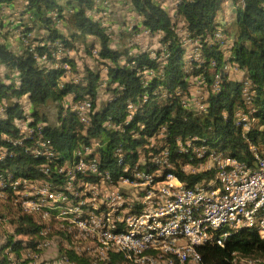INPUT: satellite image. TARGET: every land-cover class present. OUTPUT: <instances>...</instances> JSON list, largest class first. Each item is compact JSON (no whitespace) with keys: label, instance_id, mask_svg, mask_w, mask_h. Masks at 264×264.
I'll return each mask as SVG.
<instances>
[{"label":"trees","instance_id":"1","mask_svg":"<svg viewBox=\"0 0 264 264\" xmlns=\"http://www.w3.org/2000/svg\"><path fill=\"white\" fill-rule=\"evenodd\" d=\"M17 1L0 0V17L8 7L18 10L19 17L14 12L9 16L23 44L14 50L8 43L10 30L0 31V264H32L33 253L40 261L54 248L39 247L46 239L57 241L59 255L79 264H115L113 259L98 263L87 252L66 246V227L43 234L45 225L15 202L26 188L24 180L46 183L51 192H69L71 181L80 191L81 180L67 175L80 141L96 138L100 169L118 176L124 172L118 153L144 166L140 150L149 160L154 150L150 138L162 128L166 135L159 142L170 146L173 161L182 154L178 141L194 135L243 159L244 144L235 137L237 112L254 110L264 123V0H232L234 17L225 23L220 13L228 0H132L142 24L152 30L149 36L163 45L158 49L152 40L144 44L138 37L115 42L105 18L93 16L97 0ZM158 30L162 35L157 36ZM164 53L167 62L161 64L158 58ZM227 66L243 76L232 75ZM147 69L153 73L148 75ZM203 77L209 85V109L193 115L178 93L189 94ZM85 99L92 102L86 133L74 107ZM44 142L52 147V160L39 152ZM181 177L188 179L185 173ZM79 178L85 182L94 175ZM200 251L204 264H239L238 255L264 264V240L252 228L235 230L225 246L207 243ZM55 259L39 264H54Z\"/></svg>","mask_w":264,"mask_h":264},{"label":"bare ground","instance_id":"2","mask_svg":"<svg viewBox=\"0 0 264 264\" xmlns=\"http://www.w3.org/2000/svg\"><path fill=\"white\" fill-rule=\"evenodd\" d=\"M108 14L107 9L99 10L98 8L93 12L95 17H105ZM142 20L143 16L139 15L138 21ZM144 29L147 32H152L148 27H144ZM130 30L137 33V35L140 33L133 27ZM158 35H162V31ZM218 36L221 37V34H218ZM130 53L137 54L135 50ZM153 56H156L155 52ZM167 57L168 54L164 53L159 62L165 64ZM225 70L230 72L238 69L227 66ZM146 73L151 75V69H147ZM68 75L70 77H67V79H70L72 75L69 72ZM75 76L79 78L80 74L77 73ZM214 85L216 87H213V91H216L217 82ZM208 88L209 85L200 86L199 105L182 103L183 107L193 115L205 114L209 109L207 101ZM183 92H179L178 97L181 102H188V95L196 94V86L190 87L189 94H183ZM243 93L248 97V101L251 100L249 82H245ZM79 103L92 102L89 99H85ZM129 107L132 108V105ZM75 110H77L85 123L86 133L91 117L83 114L77 107H75ZM237 117L235 137L238 143L244 144V148L241 151H244L243 159L218 147L207 146L197 135L180 140L184 143H178L182 152L179 157H195V164L211 162L214 159H224L215 160L212 165H206L204 176L209 178L203 179V173L201 172H190L187 174L188 179L187 181H182V189H189V182H200L196 185V196H191V199L180 200V205L169 204L167 206V203H157L155 200H132V193H118V190L104 193V200L99 201L98 205V203H94V188H91L92 185L98 184L101 179L115 180L117 178H125V180H142V170L143 174H147V178L137 188V195H145L162 177L181 175L180 167L166 165L168 159H172L170 146L160 151L158 149L160 146H153V153H158V155L149 157V160L147 159L146 161H139L144 166L133 165L125 159L122 153H118L124 169V172L118 176L113 172L102 171L99 158L92 159L93 171L86 172V174H93L94 179L86 180L85 182L79 178L81 175V159L91 158L92 156L99 157L98 153H95L99 145H91L90 149L76 148L72 165L67 169V175L70 180H81L82 188L80 191L73 189L71 181H68L67 184L69 192H51L46 183H44V194H40L33 189H25L20 195L21 200L31 201L35 203V206H27L24 203L17 202L16 199L15 202L21 204L25 211L35 214L39 222L45 225L42 228L43 234L54 230L56 227H66L70 233V240L65 243L66 246L69 248L74 247L81 253L87 252L98 263L113 259L117 261L115 264H159L158 261L160 260L161 264H204L200 247L207 243L225 246L227 239L235 230L255 229L264 240V185H257L251 190V199H256V207L255 200L223 202L222 199H217L220 197V191H225V187H230L229 171L233 168V160H238V168L249 166L247 167V174L264 175V166L258 165L257 157H251L253 151L259 150V143H262V150H264V123L254 113V110H244ZM152 137L150 141H152ZM251 140H257V142H251ZM90 143L99 142L96 138H92L89 142L80 141L79 145H90ZM186 144L190 145L191 148L186 147ZM194 148H201L200 152L196 154V149ZM39 152L46 155L50 160L55 157L49 142L41 143ZM142 156L143 151L140 150L139 160ZM154 170H158V172ZM213 173L214 176H212ZM201 175L202 177H200ZM192 179L193 181H191ZM17 183H19V180ZM247 183L248 176H237V184ZM49 197H54V200H49ZM83 200L87 202H82ZM211 207L219 208L218 220H215V214H212V209H209ZM186 208L191 209L186 210ZM122 210H127V217L140 215V217L148 218L152 224L163 226L136 225L128 222H120L118 224V217L115 216H122ZM245 211H247V219L251 220V222L233 226L236 223L243 222ZM64 217L68 220L62 219ZM8 220L9 217L4 216L3 221L7 222ZM93 221L96 223V229H102L101 235L85 232V227H76L92 224ZM195 223L196 234H204L206 231L212 233V235L196 236L191 241V229L187 228ZM110 224H117V226L109 227ZM111 234H113L114 238L128 237V241H137L147 235L154 241L149 244H138V255L132 252L137 251V243L111 240V238H108ZM172 236H182L181 246L188 247V252L183 254V259H176L173 256V254H177V242L165 240ZM54 243L55 241L46 239L40 243L39 247L49 249L53 247ZM55 256L63 264H79L67 254L59 255L56 252ZM39 257L36 253H33V258L36 261H38ZM11 258L15 260L13 256ZM237 259L242 264H258L259 261L256 258L241 255H238Z\"/></svg>","mask_w":264,"mask_h":264},{"label":"built area","instance_id":"3","mask_svg":"<svg viewBox=\"0 0 264 264\" xmlns=\"http://www.w3.org/2000/svg\"><path fill=\"white\" fill-rule=\"evenodd\" d=\"M147 32V31H146ZM161 31H157L156 34H158ZM151 33V32H150ZM139 35V34H138ZM163 57V55L161 56ZM159 57L158 59H161ZM153 73V71L151 70ZM67 77H70V75H67ZM202 85H208V82H206L205 77H203L199 82H196V94H190L188 95V102H181V103H190L192 105H199V95L200 94V86ZM213 87H216L213 85ZM249 103V102H248ZM75 107L79 108L85 114L86 116L91 117V107L92 103H77ZM243 109L239 110L237 112V116L242 114ZM264 126V125H263ZM166 133V128H163L159 130L155 137H152L151 143H149V147L153 149V146H160L162 142V138L164 137V134ZM161 141V142H159ZM251 142H257V140H251ZM178 143H184L183 141H178ZM91 145H99V143H90V145H79L78 149H90ZM168 145L163 147L161 150H164ZM186 147L191 148L190 145L186 144ZM161 148V147H160ZM77 149V150H78ZM196 149V154L200 152L201 148H194ZM158 153H153V151L150 152V157L157 156ZM148 156V158H149ZM251 157H257L258 158V165L264 166V150H262V143H259V150L253 151V155ZM99 158V157H91V158H83L81 159V175L83 173L86 174V172H92L93 166H92V159ZM146 153L143 152V156L139 161H146ZM215 160H224V159H214L211 162H204L202 164H195V157H177L175 161L172 159H168L166 165H171L175 167L181 168V173H185L187 176L190 172H201L203 173V179L209 178L204 176V168L206 165H212V163ZM247 167L246 168H238V160H233V168L231 171H229L230 174V187H225V191H220V197L217 199H222L223 202H236V201H242V200H255V207H256V199H251V190L254 189L257 185H264V175H252L247 174ZM157 171L158 170H154ZM142 172V180H125V178H117L115 180H107V179H101L98 184L92 185L91 188H94V203H98L99 201L104 200V193H107L111 190H118V193H132V200H155L157 203H167V206L169 204H176L180 205V200L182 199H191V196H196V185L198 182H189V189H182V181H187L186 179L182 178L181 175H170L167 177H162L159 182H156L155 185H153L152 188L149 189V191L145 195H137V188L140 187L142 181L147 178V174H143ZM214 176V173L213 175ZM237 176H248V183L247 184H237ZM23 179H20L19 181H22ZM24 183L26 184L25 189H33L36 192H39L40 194H44V183L38 180H31L27 181L24 180ZM123 183L126 184V186H123ZM17 202H21L26 204L27 206H35V203L31 201L21 200L20 196H17L16 198ZM49 200H54V197H49ZM82 202H87L83 200ZM191 208H186V210H189ZM209 209H212V214H215V220H218V209L211 207ZM118 217V224L120 222H128L136 225H146V226H163L159 224H152L151 221L148 220L146 217H140V215L135 217H127V210H122V216H115ZM65 220V217L62 218ZM251 220L247 219V211L243 214V222L236 223L233 226H237L241 223H249ZM74 223V222H72ZM264 224V220H263ZM75 225V224H74ZM195 224H191L189 228L191 229V241L196 236H207L212 235L210 232H204V234H196L195 233ZM76 226V225H75ZM117 226V224H110L109 227ZM78 227H85V232H93L98 235H101L102 229H96V223L95 221L92 222V224H88L86 226H76ZM111 240L114 241H127L130 243H137V251H132L133 253H136L139 255L138 252V244H149L153 242L154 240L150 236H145L144 238H140L137 241H128V237L123 238H114L113 234L110 235ZM181 239L182 236H172L170 238H166L165 240L168 242H177V254H173V256L176 259H183V254H186L188 252V247H182L181 246ZM33 257V254H32ZM54 264H63L61 260L55 259ZM32 264H39L40 261H36L33 259ZM159 264H161V260L158 261Z\"/></svg>","mask_w":264,"mask_h":264},{"label":"rangeland","instance_id":"4","mask_svg":"<svg viewBox=\"0 0 264 264\" xmlns=\"http://www.w3.org/2000/svg\"><path fill=\"white\" fill-rule=\"evenodd\" d=\"M18 1H19L18 4H20L22 0H18ZM107 1L108 2L102 3L101 7H99V3H98V8H99V10L100 9H107V6H109V8L111 9L112 15H111V13H109L110 16H112L111 21H110V17H108L109 14L107 16H105L104 18L109 19L110 25L113 21L112 24H114V26H113L112 30L115 32V36H114L115 42H118L121 37L127 36V34H130L128 28H126V27L129 24L132 25L133 23H135V18L133 17L134 14L132 13L131 10L128 11V1L129 0H107ZM131 2H132V0H131ZM226 4H227V6L225 7V10L220 13V20L222 21V23L229 22L234 17V5L232 3V0H228L226 2ZM168 5L170 6L169 2H168ZM116 9H118L117 12H116ZM121 10H123V11H121ZM10 12H14V13H16V15L18 14V10L15 9V6H12L10 8L8 7V9H6V11L3 13L2 17H0V31L1 30H3V31L10 30V32L12 34L10 36V39L8 40V43L14 50L18 51L19 49H21L23 47V44H22V41L20 39V35L14 29V26H15L14 24H16V23L14 22V24H13V21H12L13 18H11L9 16ZM17 17H19V15H17ZM127 22H128V24H127ZM61 28L64 29V31H65L67 29L66 24L63 23V26ZM149 35H150V32H146L145 29L143 28L140 31L138 37L140 38V40L142 39L141 41L157 39V37H150ZM128 39L129 38H127V40ZM151 42H154V45L156 47H159L160 42H158V39H157V41H151ZM148 43L149 42H147L146 44H148ZM231 74L235 75L236 77L241 76V74H238L237 72H231ZM104 97H105V95L102 94L100 98L103 99ZM51 109H54V107L52 106ZM160 147L161 148H158L159 151L163 148L161 145H160ZM213 147H215V146H213ZM226 151L230 152L229 150H226ZM123 186H126V184L123 183ZM1 205H2V208H5L4 202H1ZM15 208H16V206H15ZM7 211H9V209ZM1 234H3L2 225H1V229H0V237H1ZM56 242L53 244L54 248L48 250L47 253L43 254V257L41 258L40 262L45 261V263H46V262H48L54 258V256L56 255V252H57L58 242L57 243ZM1 243H2V241L0 238V244ZM259 261H261V260H259ZM259 261H258V264H259ZM239 264H242V263L239 262Z\"/></svg>","mask_w":264,"mask_h":264},{"label":"crops","instance_id":"5","mask_svg":"<svg viewBox=\"0 0 264 264\" xmlns=\"http://www.w3.org/2000/svg\"><path fill=\"white\" fill-rule=\"evenodd\" d=\"M98 1V3H99V7H101L102 6V3H104V2H108L107 0H97ZM107 10H108V12L109 13H111V15H112V11H111V9L109 8V6H107ZM129 10H131L132 11V13L134 14V18H135V23H133L132 25L131 24H129L126 28H128V30H129V33L132 35H130V34H127V36H128V38L130 39V37H133V38H136V37H138V35H137V33H135V32H131V30H130V28L131 27H133V29H135L134 28V26H137V28L135 29V30H138V32H140L145 26L142 24V22H143V20L142 21H138V14L137 13H135L134 12V7H133V5H132V2H131V0H129L128 1V11ZM118 11V9H116V12ZM121 11H123V10H121ZM130 14V13H129ZM108 17H110V21H111V18H112V16H110V14L108 15ZM106 20V22H107V24L111 27V29H113V26H114V24H112L113 23V21H112V23H111V25L109 24L110 23V21H109V19H105ZM127 24H128V22H127ZM126 25V24H125ZM146 29V28H145ZM151 34V33H150ZM157 36H159V35H157ZM139 38V37H138ZM142 40V39H141ZM152 40V39H151ZM147 41V40H146ZM145 41V42H146ZM152 41H157V39H153ZM147 42H150V40H148ZM146 42V43H147ZM146 43H144V44H146ZM143 44V45H144ZM159 47H162V44L161 43H159ZM159 47H156V46H154V48L155 49H158ZM231 72H237L238 74H241V72L239 71V70H237V71H230V73ZM243 76V73L241 74V77Z\"/></svg>","mask_w":264,"mask_h":264}]
</instances>
